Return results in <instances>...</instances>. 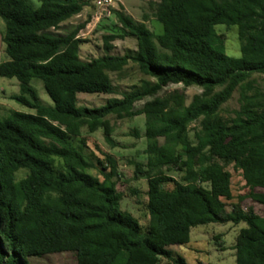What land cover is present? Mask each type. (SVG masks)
Here are the masks:
<instances>
[{"label": "trees", "instance_id": "1", "mask_svg": "<svg viewBox=\"0 0 264 264\" xmlns=\"http://www.w3.org/2000/svg\"><path fill=\"white\" fill-rule=\"evenodd\" d=\"M38 1L34 8L26 0H0L8 57L0 75L17 78L13 98L35 110L0 114V264H33V257L61 252L73 253L76 264H159L161 257L189 264L170 247L188 244L197 225L228 222L246 224L234 245L236 264H264V0H159L154 16L161 34L114 9L136 49L112 54V41L121 35L109 34L105 54L90 60L80 54L84 24L59 30L92 0ZM217 25L237 27L240 57L224 52ZM131 63L154 80L144 78L101 106L79 104L80 93L115 94L111 73ZM255 73L263 76L261 85L251 78ZM34 80L53 105L41 101ZM171 84L202 91L189 103L177 90L158 95ZM236 89L240 107L226 117L222 107ZM110 115L145 116L148 160L132 163L135 177L148 182L146 229L121 207L115 157L105 155L104 180L89 171L95 164L84 152L83 128H102L115 146ZM192 123L198 124L195 141ZM229 165L242 171L250 188L231 211L225 202L233 199ZM246 197L263 214L244 208Z\"/></svg>", "mask_w": 264, "mask_h": 264}, {"label": "rangeland", "instance_id": "2", "mask_svg": "<svg viewBox=\"0 0 264 264\" xmlns=\"http://www.w3.org/2000/svg\"><path fill=\"white\" fill-rule=\"evenodd\" d=\"M26 1L34 8H39L40 6L38 0ZM95 1L92 0L91 4L85 7L79 15L64 22L59 30L68 32L80 24H84V27L79 31V36L86 40L80 49L81 57L85 60L105 54L104 36L109 34L121 35V37H117L112 41L114 45V49L111 51L112 54L123 55L136 49V39L126 35V31L113 14L114 9L122 10L137 21H145L147 26L157 34L163 32L162 24L154 16L156 3L159 0H112L106 5H99ZM216 30L223 38L224 52L232 57H240V40L237 27L217 25ZM4 33L5 22L0 18V63L8 59L2 39ZM111 77L116 88L115 94L80 93L78 97L79 104L88 107L101 106L106 103L108 98L121 96L124 91L129 90L134 84H139L144 78L154 80L140 72L134 63L126 66L122 73H111ZM251 78L255 80L257 85L262 84L263 76L261 74L255 73ZM32 85L36 88L44 104L53 105L42 82L34 80ZM19 89L17 78L2 77L0 75V114L6 116L12 110L35 113L34 109L22 105L13 98L14 95L19 93ZM175 90L184 92L188 103L195 94L202 91L197 86L185 87L183 84H171L164 87L158 95L164 96ZM143 103L144 101L137 102L135 108H141ZM239 107L240 89H236L231 99L223 105L221 113L226 117H234L235 110L239 109ZM108 118L114 126L111 137L115 146L106 141L105 132L102 128L94 133H89L86 128H83L82 136L85 138L84 152L95 164V167L89 171L104 180L102 172L108 171L105 168H109L105 155L112 154L115 157L118 164V176L114 181L116 189L123 196L121 207L123 210L131 212L139 220L142 228L146 229L150 219L147 210L148 182L146 177H135V166L132 163L133 161H141L146 164L148 160L145 154V149L147 148V140L144 135L145 116L117 118L115 115H110ZM197 125V123H192L190 126L189 135L194 141L193 129ZM136 132H139V136L136 135ZM75 143H78V141H75ZM227 168L231 173L233 199L225 202L227 210L231 211L234 204L239 203L240 196L249 194L250 188L247 186L241 170L236 169L233 165H229ZM165 171L178 180L182 177V173L176 170ZM21 175L23 173H20ZM202 185L209 187L208 183H203ZM169 187H172V185H169ZM241 204L244 208L252 206L258 214H263V207L249 197H246ZM245 226L244 222L239 224L228 222L225 224L208 223L197 225L191 229V240L188 244L173 245L170 248L175 254L183 256L189 264H236L234 245L240 229ZM143 231L145 232V230ZM31 260L33 264H76L75 255L71 252L52 253L42 257H33ZM159 264H173V262L170 259L161 257Z\"/></svg>", "mask_w": 264, "mask_h": 264}, {"label": "built area", "instance_id": "3", "mask_svg": "<svg viewBox=\"0 0 264 264\" xmlns=\"http://www.w3.org/2000/svg\"><path fill=\"white\" fill-rule=\"evenodd\" d=\"M112 0H96L95 2L99 5H106V3L111 2Z\"/></svg>", "mask_w": 264, "mask_h": 264}]
</instances>
